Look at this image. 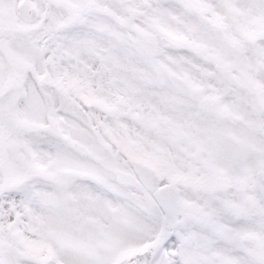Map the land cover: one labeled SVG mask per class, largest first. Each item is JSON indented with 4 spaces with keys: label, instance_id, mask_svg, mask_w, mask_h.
Here are the masks:
<instances>
[{
    "label": "snow or ice",
    "instance_id": "6c2138e0",
    "mask_svg": "<svg viewBox=\"0 0 264 264\" xmlns=\"http://www.w3.org/2000/svg\"><path fill=\"white\" fill-rule=\"evenodd\" d=\"M0 264H264V0H0Z\"/></svg>",
    "mask_w": 264,
    "mask_h": 264
}]
</instances>
